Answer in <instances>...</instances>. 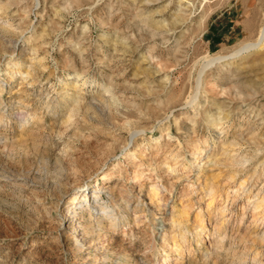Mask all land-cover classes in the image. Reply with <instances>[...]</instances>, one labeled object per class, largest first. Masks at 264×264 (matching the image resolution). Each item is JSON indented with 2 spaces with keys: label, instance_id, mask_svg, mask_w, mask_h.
Listing matches in <instances>:
<instances>
[{
  "label": "rangeland",
  "instance_id": "rangeland-1",
  "mask_svg": "<svg viewBox=\"0 0 264 264\" xmlns=\"http://www.w3.org/2000/svg\"><path fill=\"white\" fill-rule=\"evenodd\" d=\"M35 1L0 0V99L9 119L0 132V264H264V217L242 230L247 198L264 192V44L205 68L186 103L204 58L258 37L264 0ZM227 153L247 159L209 205L202 185L226 179L214 160ZM245 178L227 205L229 236L211 247L210 227L222 220L216 207ZM96 186L99 196L76 206L86 231L78 247L57 216L76 188ZM119 187L130 194V204L114 206L121 223L98 224ZM184 202L188 249L171 246L170 211ZM196 213L204 241L190 232Z\"/></svg>",
  "mask_w": 264,
  "mask_h": 264
},
{
  "label": "bare ground",
  "instance_id": "bare-ground-1",
  "mask_svg": "<svg viewBox=\"0 0 264 264\" xmlns=\"http://www.w3.org/2000/svg\"><path fill=\"white\" fill-rule=\"evenodd\" d=\"M35 4H37V0L35 1ZM263 44H264V12H263V24H262V26H261V28L259 30L258 37L254 41H250V42H247V43L240 44L239 46L233 48L231 51H229L226 54H218L217 53V54H213V55H208L206 58L203 59V62L201 63V67H200V69H199V71L197 73L195 90H194L193 94L191 95V97L190 98L188 97L189 99L187 100L186 103L192 102L195 99V97L197 96L198 88H200L199 85H200V82L202 80L201 76H202V73L204 72L205 68H207V67H209L211 65H214L216 63L228 62L229 60H233L235 58H238V57H240L241 55H243L245 53H248V52H250V51H252V50H254L256 48H259ZM105 89H106V87H105ZM111 91H110V93H111ZM113 93H111L110 94L111 97H108V98H111L113 101H115L117 99V97L116 96L114 97L112 95ZM108 98H107V101L108 100L111 101V99H108ZM107 101H106V103H108ZM77 103H76V105H77ZM18 104H20V103H18ZM18 104H16V105H18ZM110 104H113V103L111 102ZM115 104H117V103H115ZM7 109H8V105H6L0 99V132H2L3 129H5L7 127V125L9 124L8 123L9 119H6V113H7L6 111H7ZM70 113H72V112H70ZM165 117L167 118V115ZM24 120H25V117H24ZM136 131H138V130H133L130 133L129 138H128V143L132 140V133L136 132ZM123 147L126 148L127 145H124ZM227 150L230 151V148H228V147L227 148L226 147L222 148L221 153L226 152ZM229 154H230V152H229ZM229 154L227 153V157L225 155V156H223V158L217 156V158L214 160V165L219 166L221 164L223 166L224 165L226 166V168H225L227 170L226 173H225L226 179L222 180L221 182H216V183H213V181H212V183H211L206 178V180H204V183L202 185V188L204 187L207 190L208 198L210 199L208 201L209 205H210L211 201H213L215 199V196H218V198H220L221 189L225 188L226 184H229L228 180L234 178L235 172L238 171L239 169H241L240 168L242 166L241 164H243V162L246 161V159H247V158L243 157V159L236 161L233 158H231L232 156H228ZM221 155H223V154H221ZM194 157H196V155H194ZM168 166H170V164ZM212 170L213 169H211V171ZM223 176H224V174H223ZM139 178H140V175H135L134 176V180L135 181H138ZM247 180L248 179L245 178V179L239 180L237 182V185H231L230 187L227 186L228 187V189H227L228 195L226 196L225 203H223V205L219 204L218 207H216L217 208L216 209L217 211H215V213H216L215 215L216 216H214L215 218L216 217H217V219L221 218L222 220L220 222V220L218 221L216 219L217 221L212 223V225L210 227V231L208 230L209 233H211V235L208 236V237H210L212 239L214 237L216 238L213 242L212 241L210 242L211 247L212 246L213 247L219 246V243H221V245H222L224 238L228 235L227 231H226V228H224L222 226L224 225V220H226V219L231 217V213H229V212L226 213V210L232 208L233 205H232V207L230 206V208H228L227 205L229 204V202H230V205H231V204H233V202L235 200H237V197H239L241 192L244 191L245 185L247 183ZM140 185L141 184H137V186H136L137 190L139 192H140V187H141ZM121 187H119V195H118L119 198H118V201L115 199L113 202H111V206H109V207L106 206V207H104V208H102V209H100L98 211L99 215L97 216V219H96V222L98 224L102 225V224L106 223L108 227L115 228L121 223V221L118 220L117 213L114 210V206H115V204H117V202L122 203L124 201L126 202V204L127 203L130 204L129 203V200H130V198H129V196H130L129 190H126V189L121 188ZM200 188H201V186H200ZM114 189H115V186H113V185H109L107 187V190L110 191V192L114 191ZM125 191H126V194H125ZM149 193L150 192H148L147 194H148L149 199H150L149 201L151 202L152 201V199H151L152 195L149 194ZM230 194L231 195L234 194V197H230L229 196ZM79 196H81V197H79ZM97 196H99V186H96L95 188L91 189L90 191L86 190L85 187H83V188H79L78 187L73 192H71V195L69 197V205L70 206L68 208L64 209L63 211L59 212V214L57 216V221H56L57 225L62 226L64 229L68 230L73 235L74 243L78 247L86 244V235H85L86 231L85 230L84 231H80V229L78 230V227L80 225H79V221L77 220V217H76V214H77V211H78V210H76V206H77V208H81L82 209L83 206L88 205L90 197H97ZM184 199H186V198H184ZM230 199H231V201H230ZM82 202H84L85 204L83 205ZM77 203H78V205H76ZM187 203L188 202H184L182 204V206L178 209V211L176 209L177 207L175 208L174 206H172L171 211H170L171 216L170 215L169 216L171 218V223H172V226H173V232L171 234V242H172L171 246L175 247V248H180V249L181 248H184V249L187 248L188 249V247H189V244L186 243L187 242V240H186V238H187L186 236L187 235L185 233V231L187 230V228H186L187 224L186 223L188 221V216H189L188 215V213H189L188 209L190 208L189 204L187 205ZM250 203L253 205V207H252V210L250 212L249 223H247L246 226L244 225L245 227L243 226L244 228H242V230L244 229L245 232H250V229L253 227L252 225L260 224L261 221L263 220V217H264V192L262 194V193H259V189L256 190L255 193L251 197L247 198V205L250 204ZM55 205H56L57 209H60V207L58 208L59 201H57L55 203ZM129 208H130V206L126 207L127 210H129ZM132 208L133 209L137 208V205L132 206ZM243 208H245V207H243ZM143 209H144V207L142 206V210ZM173 210L177 211L176 214L173 213ZM142 217H143V213H139V212L135 213L133 215V218L136 221L141 220ZM141 222H142V220H141ZM122 224H125V221H122ZM206 231H207V228L203 224L202 218L200 217V215H198V213H196L194 215V220H193V224L191 226L190 232H192L196 236V238H201L202 239L201 241H204L205 236L203 235V233L206 232ZM237 232H238V230H237ZM250 234L251 233H249L248 235L250 236ZM254 234H256V233H254ZM202 235L204 236V238H203ZM252 236H253V234H252ZM249 238H254V237H249ZM255 238H256V235H255ZM255 238H254V240H255ZM243 239H245V238H243ZM258 240H260V241H262L264 243V229H262L261 235L258 236ZM187 245H188V247H186ZM246 248L248 249V247H246ZM249 248H250V246H249ZM211 250H213V249H211ZM259 254H260V250H253V255H252V261L253 262L260 261L259 258L257 257V256H259ZM96 256L97 255H95V257ZM170 260H172V259L167 254L166 257H165V261L168 262ZM175 262H179V259H176Z\"/></svg>",
  "mask_w": 264,
  "mask_h": 264
}]
</instances>
